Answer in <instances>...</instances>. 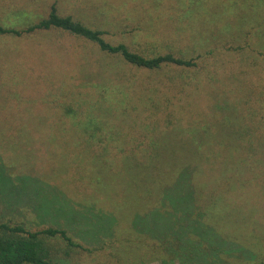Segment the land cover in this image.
Listing matches in <instances>:
<instances>
[{
  "label": "rangeland",
  "instance_id": "rangeland-1",
  "mask_svg": "<svg viewBox=\"0 0 264 264\" xmlns=\"http://www.w3.org/2000/svg\"><path fill=\"white\" fill-rule=\"evenodd\" d=\"M241 1L0 0V24L26 29L46 17L55 4L61 15H71L93 29L104 31L105 39L114 45L123 43L150 57L171 53L195 60L197 67L189 70L165 66L154 73H132V84L128 88L138 91V97L133 99L136 103L143 97L142 92L147 93L145 85L150 84L154 91L157 84L159 92L162 90L159 96H165L170 107L185 115L186 111L205 114L208 109L205 102L210 96L219 95L221 88L208 75L210 68L218 80L225 77L224 72L235 73L236 81L241 77L255 82L259 76L264 77V0H247V7L239 5ZM245 54L249 61L248 57L244 58ZM82 55L87 59L105 57L94 44L60 31L36 32L21 37L0 35V124H18L22 118L42 127L46 120L41 112L57 111L54 107H46L40 112V105L56 98L58 91L45 93L39 92L38 88L54 81H67L77 87L75 92L81 90L83 82H80L78 69ZM108 60L116 64L117 59L108 57ZM26 87L38 91L30 92ZM167 87L180 89L168 91ZM224 89L235 93L240 88L236 86L231 90L228 86ZM60 91L59 97L62 93L69 94ZM233 121L236 122L227 118L228 123ZM51 139L62 146H74L81 153L80 148H83L86 158L90 155L91 150L85 144L87 140L72 137L71 133ZM37 146V149L41 147L40 144ZM71 151L74 153L72 148ZM159 152V149L155 150L154 154ZM176 153L184 154V151ZM124 155L119 156L124 159ZM168 155L175 156L174 153ZM76 156H70L66 164L72 166L74 161H70ZM33 158L36 160V165L30 168L33 174L27 172L26 177L45 178H37L44 186L32 188L36 184L29 179H19L17 185L0 183V222L24 225L32 231L47 227L68 230L84 246L98 249L91 255L71 254L70 258L60 261L62 264H116L120 260L118 257L139 254L136 250L149 253L143 264H264V186L257 191L247 187L248 183L243 184L245 178L239 172L226 178L211 193L209 207H218L210 215L206 210L208 206L194 211L188 205V188L192 183L204 181L205 173L198 162L189 164L191 169L185 177H179L176 172L172 175L169 182L172 184L174 177L178 182L163 199H151L145 195H149L153 187L143 185L142 178L136 183L131 166L122 165L123 159L113 164L121 172L116 176L111 177L95 166L93 173L103 177L105 172V178L93 180L88 187L86 184L83 191L82 186L77 188L74 183H68L66 174L60 172L59 167L66 165L65 161L47 153L45 146ZM0 160L3 164L5 161L4 165L0 164V176L4 171L16 180L25 173L19 168L27 170L22 160H18V168L2 151ZM57 171L60 173L54 180ZM219 171H215L217 179L221 176ZM72 177H75L73 172ZM27 184L29 187L23 190L26 193L33 191L36 204L34 200L24 204V197H17V201L10 194L14 186L21 194L19 190ZM222 193L223 201L214 205ZM149 199L150 202H146ZM145 202L147 209H144ZM148 214L152 217L147 219L145 229L160 219L165 221L164 225L161 221L157 223L160 227L167 229L172 225L174 232L167 238L165 247L159 246L163 238L154 239L150 234L146 240H138L141 222ZM93 258L95 262H92Z\"/></svg>",
  "mask_w": 264,
  "mask_h": 264
},
{
  "label": "trees",
  "instance_id": "trees-1",
  "mask_svg": "<svg viewBox=\"0 0 264 264\" xmlns=\"http://www.w3.org/2000/svg\"><path fill=\"white\" fill-rule=\"evenodd\" d=\"M246 2L247 0H243L239 5L247 7ZM50 31H60L86 40L94 44L105 57L91 59H87L84 55L80 57L83 61H80L78 71L81 73L80 82L83 83L80 84L81 90L77 92H75L77 87L70 85L67 81H62L63 83L54 81L49 86L38 88L39 92L45 93L50 90L54 93L58 91L56 98L46 100L49 102L40 105V112L46 107H54L57 111L41 112L42 118L46 120L43 121L45 124L43 123L42 127L36 122L22 118L18 124L13 122L0 124V151L18 168L20 167L18 160H22L27 168V170L19 168L20 172L25 173L16 180L11 178V174H5L3 171L0 176L2 185H17L16 181H20L19 179L22 181L29 179L26 173L33 174L30 168L36 165L33 156L42 149V146H45L47 153L59 161H65V164L70 156L77 155L70 161H74L72 166L66 164L59 167L60 172L66 174L68 183H74L77 188L82 186V190L86 184L87 187L88 184H92L93 180L101 181L105 178V172L111 177L119 175L121 172L113 164L123 159L119 155L127 153L128 155H124L122 165L131 166L136 183L142 178L143 185L153 187V191L145 195L151 199H163L178 182L175 177L172 179L174 180L172 184L169 182L172 175L176 172L179 177H185L191 169L189 164L198 162L202 167L201 171L205 173L204 181L190 185L187 191L188 205L194 208V211L208 206L209 209L206 210L210 212V215L218 207H209L211 193L233 173H241L245 178L243 184L247 182L246 186L255 191L264 186V77L259 76L255 82L241 77L236 81L235 73L224 72L225 77L218 80L216 73L210 68L208 75L215 79L216 84L221 85L219 95L210 96L209 101L205 102L207 103L205 107L208 108L205 114L186 111L187 115H185L179 109L170 107L168 101L164 100L165 96H159L162 90L159 92L157 84L154 91H151L150 84L145 85L144 90L147 93L142 92L143 97L136 103L133 99L138 97V91L128 88V85L132 84V73H154L165 66L189 70L197 67L195 60L171 53L150 57L126 44L114 45L105 39L104 31L93 29L71 15H61L55 4L51 6L46 17L26 29L18 30L3 27L0 24V35L21 37ZM108 57L117 59L116 64L110 62ZM247 57L245 54L244 58ZM228 86L231 90H234L236 86L240 89L237 90L238 93L237 91L233 93L224 89ZM26 89L30 92L38 91L27 87ZM60 89L69 94L62 93L59 97ZM167 89L171 91L180 88L167 87ZM188 89L187 87V91ZM50 102L52 105H49ZM211 103H213L212 107ZM169 108L171 109L167 114ZM48 113L52 116H48ZM15 115L19 117L16 113ZM228 117L235 119L237 123L235 121L228 123ZM181 118L184 119L181 120ZM175 120L177 121L174 122ZM149 130L155 134L150 133ZM223 130L226 131L225 134L222 133ZM70 133L72 137L77 136L87 140L85 144L91 150L88 158L83 148H80L81 153L74 146H62L60 142L51 139L54 136L59 137L61 134ZM225 135L231 137L227 138ZM37 144L41 146L39 149ZM158 149L160 150L158 155L154 154ZM78 151L80 152L76 154ZM176 151H184V154H178ZM169 153H174L175 156L171 157ZM0 164H3L1 160ZM95 166L105 171L103 177L100 173H93ZM216 170H221L219 171L221 179L215 176ZM60 172L55 173L54 180ZM72 172L75 177H72ZM37 178L45 180L35 175L33 179H29L36 184L32 188L44 186ZM155 183L158 184L155 186ZM26 187L29 185L21 188L20 194L14 186L10 194L17 201V197H24V204L30 200H34L36 204L33 191L26 193L23 190ZM223 193L219 195L214 205L223 201L221 200ZM141 197L144 199V196ZM147 201L150 202V199ZM146 202L144 209L148 207ZM137 213L141 214V212ZM156 216L160 219L159 214ZM151 217L149 214L145 216L144 221L141 222L142 228L139 230L141 235L138 234L137 238L146 240L148 234L154 239L161 237L164 241L159 246L165 247L169 241L167 238L171 236L174 229L172 225L167 229L160 227L157 223L161 221V225H164L163 219L156 221L154 225L150 224L149 228L145 229L147 219ZM113 229L114 227L111 233ZM97 250V248L91 249L84 246L68 230L47 227L32 231L24 225L0 222V264H62L60 261L70 258L71 254L91 255ZM142 251L136 250L139 253L136 256L125 254L123 259L114 255L120 258L116 264H122V262L143 264L146 257H149V253L145 251L141 253ZM95 260L93 258L92 262Z\"/></svg>",
  "mask_w": 264,
  "mask_h": 264
}]
</instances>
